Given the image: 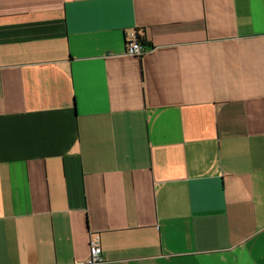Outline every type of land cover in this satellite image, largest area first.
<instances>
[{
    "label": "crops",
    "instance_id": "0c3cea01",
    "mask_svg": "<svg viewBox=\"0 0 264 264\" xmlns=\"http://www.w3.org/2000/svg\"><path fill=\"white\" fill-rule=\"evenodd\" d=\"M95 235L91 264H264V0H0V264Z\"/></svg>",
    "mask_w": 264,
    "mask_h": 264
},
{
    "label": "built area",
    "instance_id": "2783aa9c",
    "mask_svg": "<svg viewBox=\"0 0 264 264\" xmlns=\"http://www.w3.org/2000/svg\"><path fill=\"white\" fill-rule=\"evenodd\" d=\"M125 52L129 55L139 57L146 52L145 47L134 38V34L130 36V38L126 41ZM102 259L101 247L99 244L98 235L90 237L89 240V257L87 262L97 263Z\"/></svg>",
    "mask_w": 264,
    "mask_h": 264
},
{
    "label": "trees",
    "instance_id": "16d2710c",
    "mask_svg": "<svg viewBox=\"0 0 264 264\" xmlns=\"http://www.w3.org/2000/svg\"><path fill=\"white\" fill-rule=\"evenodd\" d=\"M138 30H135V32L133 33L134 34V38L137 40V41H139L144 47H148L147 46V44L145 43V40L142 38V35H139L138 34V32H137ZM140 32H142L143 34H144V30L143 29H141V30H139ZM146 49V48H145ZM142 56V55H141ZM140 57V56H139Z\"/></svg>",
    "mask_w": 264,
    "mask_h": 264
}]
</instances>
